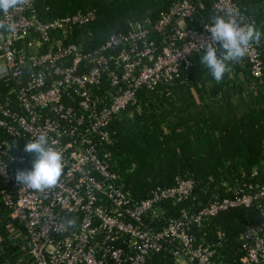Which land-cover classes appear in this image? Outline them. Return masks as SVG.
<instances>
[{
  "label": "built area",
  "instance_id": "obj_1",
  "mask_svg": "<svg viewBox=\"0 0 264 264\" xmlns=\"http://www.w3.org/2000/svg\"><path fill=\"white\" fill-rule=\"evenodd\" d=\"M208 1L212 17L196 20ZM216 17L253 27L235 0H172L154 22L131 23L85 51L77 31L95 20L92 11L45 22L33 0L0 10V201L10 243L22 246L24 264H145L156 253L169 254L175 264H222L223 236L216 243L198 242L193 227L239 208L256 209L264 218L261 185L170 218L163 202L190 198L193 181L179 180L135 199L97 148L96 139L110 144L108 126L136 104L138 90L171 84L203 55L200 43L210 40L206 27ZM243 58L251 75L261 77L264 63L254 41ZM106 84L111 90L104 91ZM42 133L62 153L64 166L56 185L34 190L15 180L32 161L18 153L15 142ZM155 222L163 225L156 228ZM238 242V264H264V221L246 227Z\"/></svg>",
  "mask_w": 264,
  "mask_h": 264
},
{
  "label": "trees",
  "instance_id": "obj_2",
  "mask_svg": "<svg viewBox=\"0 0 264 264\" xmlns=\"http://www.w3.org/2000/svg\"><path fill=\"white\" fill-rule=\"evenodd\" d=\"M260 39L254 40L264 63V0H235ZM172 0H33L40 21H52L92 11L95 20L77 31L85 51H93L131 23L152 21ZM196 20H209L211 3ZM75 42V41H74ZM223 51L222 49L220 50ZM194 57L193 65L171 84L154 90L140 89L137 102L108 126L110 144L96 139L100 156H109L118 183L133 198L142 200L157 188H170L179 180L194 183L192 196L182 202H163L165 215L178 218L181 211L198 212L215 200L247 193L264 186V68L254 78L243 57L226 61L228 70L217 82ZM111 90L106 84L104 91ZM102 94V92H99ZM14 145V142H12ZM26 142H15L19 154ZM251 188V189H250ZM264 221L260 211L233 209L193 227L198 242L216 243L220 235L219 261L238 264V236L248 226ZM162 223H153L156 228ZM10 222L0 201V264H24L22 246L10 243ZM145 264H175L167 253L150 256Z\"/></svg>",
  "mask_w": 264,
  "mask_h": 264
},
{
  "label": "clouds",
  "instance_id": "obj_3",
  "mask_svg": "<svg viewBox=\"0 0 264 264\" xmlns=\"http://www.w3.org/2000/svg\"><path fill=\"white\" fill-rule=\"evenodd\" d=\"M15 4L16 0H0V10L7 11ZM206 30L210 33V40L200 43L204 52L199 61L217 82L224 78L228 70L226 61L243 57L250 42L259 40L261 35L252 26H238L234 20L223 17L214 18V22ZM23 150L34 158L29 169L16 172V182L34 190L56 185L63 171V156L51 145L47 134L38 135L26 143Z\"/></svg>",
  "mask_w": 264,
  "mask_h": 264
}]
</instances>
